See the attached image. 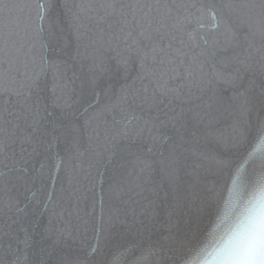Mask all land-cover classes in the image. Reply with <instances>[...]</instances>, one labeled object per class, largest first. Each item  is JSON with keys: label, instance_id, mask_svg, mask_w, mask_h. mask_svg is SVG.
Instances as JSON below:
<instances>
[{"label": "snow or ice", "instance_id": "snow-or-ice-1", "mask_svg": "<svg viewBox=\"0 0 264 264\" xmlns=\"http://www.w3.org/2000/svg\"><path fill=\"white\" fill-rule=\"evenodd\" d=\"M0 264H264V0H0Z\"/></svg>", "mask_w": 264, "mask_h": 264}, {"label": "clouds", "instance_id": "clouds-1", "mask_svg": "<svg viewBox=\"0 0 264 264\" xmlns=\"http://www.w3.org/2000/svg\"><path fill=\"white\" fill-rule=\"evenodd\" d=\"M237 224L235 220L231 221L227 230L222 233L220 243H226L233 238V230L236 229Z\"/></svg>", "mask_w": 264, "mask_h": 264}]
</instances>
